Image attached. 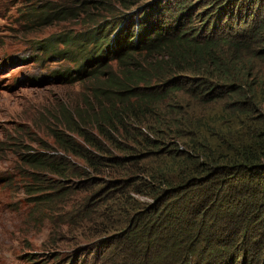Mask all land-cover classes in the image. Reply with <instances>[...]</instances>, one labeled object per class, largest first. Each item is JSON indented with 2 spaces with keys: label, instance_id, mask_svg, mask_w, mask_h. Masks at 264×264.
I'll list each match as a JSON object with an SVG mask.
<instances>
[{
  "label": "trees",
  "instance_id": "trees-1",
  "mask_svg": "<svg viewBox=\"0 0 264 264\" xmlns=\"http://www.w3.org/2000/svg\"><path fill=\"white\" fill-rule=\"evenodd\" d=\"M163 1L45 0L41 18L83 10L93 28L37 48L63 55L54 42H93L131 12L172 11ZM170 1L179 18L149 22L136 55L122 35L117 66L46 125L56 149L22 155L28 188L50 205L82 192L65 216L107 264H264V0Z\"/></svg>",
  "mask_w": 264,
  "mask_h": 264
},
{
  "label": "rangeland",
  "instance_id": "rangeland-1",
  "mask_svg": "<svg viewBox=\"0 0 264 264\" xmlns=\"http://www.w3.org/2000/svg\"><path fill=\"white\" fill-rule=\"evenodd\" d=\"M44 1L0 0V264H107L98 256V249L82 248L90 225H86L88 229L76 228L79 222L65 216L82 192L62 193L51 205L43 197L37 198L40 192H30L28 188L32 185L31 168L21 159L32 147L42 149L40 142L50 150L56 149L46 125L54 120L60 106L78 103L92 80L82 77L59 83L50 78V73L42 81L29 78L69 65L64 58L61 62L52 60L53 56L46 62L40 56L34 58L39 53L35 46L48 35L67 30L72 36L87 25L83 24V10L72 8L75 14L41 18L38 12L45 6ZM202 2L186 3L196 10ZM86 10L90 14L98 11L91 6ZM169 15L171 12H165L163 19L169 20ZM155 18L149 16L150 20ZM65 44L57 41L52 46ZM24 56L27 57L21 60ZM107 63L111 68L117 65L115 59ZM255 68L264 79V60L258 59ZM37 176L45 180L42 186L51 177L43 173ZM66 179L65 187L70 182Z\"/></svg>",
  "mask_w": 264,
  "mask_h": 264
},
{
  "label": "clouds",
  "instance_id": "clouds-1",
  "mask_svg": "<svg viewBox=\"0 0 264 264\" xmlns=\"http://www.w3.org/2000/svg\"><path fill=\"white\" fill-rule=\"evenodd\" d=\"M170 0H164L163 3L165 4L166 2L168 3L167 5H170ZM176 1V0H175ZM166 6V5H165ZM171 7L172 11H164L162 13H154L151 14L150 16H155V19H145L143 15H140L138 12L136 13H129L128 15L121 16L118 18L115 22L110 24L109 28L105 31H100L98 38L96 37L93 42H88L86 41L84 44H72L69 43L67 45H63L62 47H57L64 49V54L59 55L57 53L53 54L52 60L61 62L62 60H68L69 62V67H62V68H51L49 72L37 74L30 76L29 78L33 81L44 79V77L50 76V78L56 82L61 83L62 81L64 82H72L75 80H79L80 78H90L92 79L90 81V84L88 87L94 83L95 78L100 76V72H105L111 69L109 67L107 61L109 59H115V62L117 64V56L123 57L125 55V48L123 47L121 43V39H123L122 35L126 34L127 36H130L132 40V46H129V50L132 51L131 55H136L139 52L138 48L141 44L140 37H143L144 31H145V26L149 22H161L165 21L169 25H172L175 21V18H179V16H175L172 13L176 10L174 7V4ZM133 11V10H132ZM166 13L171 12V15H169V20H164L163 17ZM86 24V23H85ZM153 25V24H152ZM84 28H93L89 24L85 25ZM81 30V29H80ZM136 45V47H135ZM34 47V46H33ZM55 46H52V49L55 48ZM134 47V49H133ZM138 47V48H137ZM37 50L39 53H37L34 58H37L38 56L41 57L42 62H46L47 57H45V53L41 51V49H38L37 46L34 47V50ZM137 50V51H134ZM134 52V54H133ZM27 56L20 57L21 60L25 59ZM51 57V56H48ZM64 58V59H62ZM117 66V65H116ZM115 67V66H114ZM112 67V68H114ZM86 88L87 93H85L82 97V99L78 102L83 105L84 98L88 94L89 88ZM76 103V104H78ZM63 107L66 106L70 109H73V106L69 105H62ZM61 107V106H60ZM60 107L59 110L57 111V115H53V121L58 118L59 112H60ZM52 121V122H53ZM48 122V124L52 123ZM69 262V261H68ZM240 264V263H239Z\"/></svg>",
  "mask_w": 264,
  "mask_h": 264
}]
</instances>
